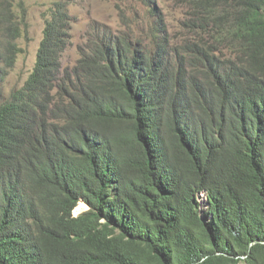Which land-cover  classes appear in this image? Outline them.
Here are the masks:
<instances>
[{"label":"trees","instance_id":"1","mask_svg":"<svg viewBox=\"0 0 264 264\" xmlns=\"http://www.w3.org/2000/svg\"><path fill=\"white\" fill-rule=\"evenodd\" d=\"M71 1L0 92V264H264V0H141L65 68ZM26 17L0 0V85Z\"/></svg>","mask_w":264,"mask_h":264},{"label":"rangeland","instance_id":"2","mask_svg":"<svg viewBox=\"0 0 264 264\" xmlns=\"http://www.w3.org/2000/svg\"><path fill=\"white\" fill-rule=\"evenodd\" d=\"M15 12L22 20L24 14L29 27L25 30L23 26V36L18 40L19 47L23 53L16 60L14 67L9 69L5 80L0 85L2 100H9L13 91L24 86L32 72L34 71L38 52L43 40L45 23L54 0H12ZM162 5L166 9V14L175 19L176 12L167 0H162ZM26 8V10H24ZM70 13L73 17L72 43L65 56V68H72L79 58V46L83 44L89 33L94 30H103L107 25L113 31L121 28L124 17H133L143 14L141 0H72L69 5ZM139 10V11H138ZM202 210L207 208V198L205 195L199 197ZM89 209L88 205H79L74 212L79 216Z\"/></svg>","mask_w":264,"mask_h":264},{"label":"bare ground","instance_id":"3","mask_svg":"<svg viewBox=\"0 0 264 264\" xmlns=\"http://www.w3.org/2000/svg\"><path fill=\"white\" fill-rule=\"evenodd\" d=\"M83 205H85V204H83ZM87 205V204H86Z\"/></svg>","mask_w":264,"mask_h":264}]
</instances>
